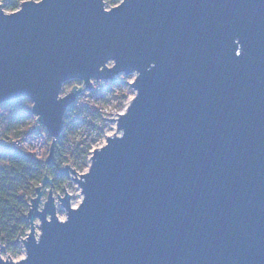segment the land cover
Listing matches in <instances>:
<instances>
[{"label": "water", "instance_id": "1", "mask_svg": "<svg viewBox=\"0 0 264 264\" xmlns=\"http://www.w3.org/2000/svg\"><path fill=\"white\" fill-rule=\"evenodd\" d=\"M118 74H135V96L71 177L80 204L57 194L61 221L49 189L39 210L44 174L24 257L0 264H264V0L0 6V107L31 104L52 139L45 165L81 91L60 98L63 85Z\"/></svg>", "mask_w": 264, "mask_h": 264}, {"label": "built area", "instance_id": "2", "mask_svg": "<svg viewBox=\"0 0 264 264\" xmlns=\"http://www.w3.org/2000/svg\"><path fill=\"white\" fill-rule=\"evenodd\" d=\"M107 67L109 68L110 64ZM114 78V81L90 80L92 88H85L82 82L73 81L74 86L80 87L81 91L66 107L62 118V130L54 140L52 164L59 172L65 174V165L78 174L86 172L93 150L100 148L110 136L107 130L116 131L117 120L107 119H118L119 115L125 112L131 99L129 93H123L121 89L130 88L129 84L135 79V74H118ZM129 78L131 80L127 82ZM17 131L21 132V135L12 137L0 130V152L4 147H11L45 164L48 157L46 147L50 140L47 131L35 120ZM48 188L51 189L47 185L45 190Z\"/></svg>", "mask_w": 264, "mask_h": 264}, {"label": "trees", "instance_id": "3", "mask_svg": "<svg viewBox=\"0 0 264 264\" xmlns=\"http://www.w3.org/2000/svg\"><path fill=\"white\" fill-rule=\"evenodd\" d=\"M26 0H0L5 10L14 12ZM119 0H110L115 5ZM68 83H73L68 82ZM67 84V83H66ZM30 104L15 100L0 107V130L12 137H18L20 127L33 121ZM52 181V190H60L67 179L64 173L53 165L39 163L29 154L11 147L0 152V245L17 254L21 250V239L29 229L26 219L29 200L34 189L41 183L43 175Z\"/></svg>", "mask_w": 264, "mask_h": 264}, {"label": "rangeland", "instance_id": "4", "mask_svg": "<svg viewBox=\"0 0 264 264\" xmlns=\"http://www.w3.org/2000/svg\"><path fill=\"white\" fill-rule=\"evenodd\" d=\"M31 1H39V0H31ZM121 0H119L114 6H116L119 2H120ZM103 2H104V5H105V9H110V8H112V7H114L113 5H111V3H110V0H103ZM0 6H1V8H2V10L4 11V13H11L10 11H7V10H5L4 9V7H2V3L0 2ZM20 6V5H19ZM131 80V78H129V79H127V82H129ZM134 81V80H133ZM132 81V82H133ZM131 82V83H132ZM130 83V84H131ZM74 85H75V82H73V83H67V84H65V85H63V87H62V90H61V92H60V94H59V97L61 98V97H64V96H66L69 92H70V90H71V88L72 87H74ZM130 86V85H129ZM76 88V87H75ZM76 89H78V88H76ZM121 91L124 93H129V96H130V99H131V101H132V99L134 98V96H135V92L133 91V89L131 88V86H130V88L128 87V88H126V89H121ZM26 102H28L27 100H25ZM130 101V102H131ZM29 103V102H28ZM30 104V103H29ZM130 104V103H129ZM128 104V105H129ZM30 106H31V104H30ZM128 107V106H127ZM31 108V107H30ZM34 118V117H33ZM33 120H35V118L33 119ZM107 133H109L110 134V136L111 135H113L114 133H116V131H114V130H107ZM51 138H50V140L48 141V143H47V150L49 149V146H50V143H51ZM55 140V139H54ZM104 143H105V141H104ZM104 143H103V145H104ZM102 145V146H103ZM48 156V155H47ZM70 169H72V168H70ZM73 170V169H72ZM75 171V170H74ZM80 171H82V170H80ZM76 172V171H75ZM85 173V172H84ZM84 173H82V174H84ZM79 175H81V174H78L77 172H76V175L75 176H73L72 174L71 175H69L68 174V176H67V179H66V181L64 182V184H63V186H62V188L60 189V190H52V189H50V191H51V193H52V196H53V198H54V200H55V206H56V215H57V217H58V219L59 220H61V221H63L64 219H65V212H64V210L59 206V203H57L58 201H57V194H58V196H63V194H64V192H66L68 195H70V197H71V207H73V208H75V207H77L79 204H80V202H81V194H80V190H79V188L77 187V185L72 181V178H74V177H78ZM72 177V178H71ZM38 186H40V184L38 185ZM49 187V186H48ZM63 187H64V190H63ZM47 188V185L44 187V188H42V190H43V196H42V198H41V205L39 206V210L42 208V205H43V203L46 201V197H47V194H48V192H49V188L47 189V190H45ZM34 196H35V194H33L32 195V197L30 198V200L31 199H33L34 198ZM29 200V201H30ZM29 205H30V202H29ZM28 209H29V206H28ZM28 212V211H27ZM27 212H26V215H27ZM35 224V233L36 234H38L39 233V231H38V223H37V221H35L34 222ZM30 227V226H29ZM29 232V229L27 230V232H26V234ZM2 247H4V246H1L0 245V248H1V251H0V254H1V256H2V258L3 259H10V260H12V261H18V260H20V259H22L23 257H24V251H23V248H22V246H21V250L17 253V254H13V253H11L10 251H8L5 247L4 248H2ZM7 256H9V257H7Z\"/></svg>", "mask_w": 264, "mask_h": 264}, {"label": "clouds", "instance_id": "5", "mask_svg": "<svg viewBox=\"0 0 264 264\" xmlns=\"http://www.w3.org/2000/svg\"><path fill=\"white\" fill-rule=\"evenodd\" d=\"M234 43H238L236 40H234ZM236 55L239 56L240 55V48L238 46L237 50H236Z\"/></svg>", "mask_w": 264, "mask_h": 264}, {"label": "bare ground", "instance_id": "6", "mask_svg": "<svg viewBox=\"0 0 264 264\" xmlns=\"http://www.w3.org/2000/svg\"><path fill=\"white\" fill-rule=\"evenodd\" d=\"M72 82V81H71ZM80 82V81H79ZM71 198V197H70Z\"/></svg>", "mask_w": 264, "mask_h": 264}]
</instances>
